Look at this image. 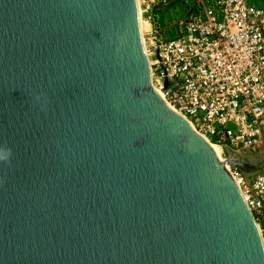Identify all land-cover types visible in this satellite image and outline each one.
Returning <instances> with one entry per match:
<instances>
[{"label":"water","instance_id":"water-1","mask_svg":"<svg viewBox=\"0 0 264 264\" xmlns=\"http://www.w3.org/2000/svg\"><path fill=\"white\" fill-rule=\"evenodd\" d=\"M0 264H264L233 175L151 84L136 0H0Z\"/></svg>","mask_w":264,"mask_h":264},{"label":"built area","instance_id":"built-area-1","mask_svg":"<svg viewBox=\"0 0 264 264\" xmlns=\"http://www.w3.org/2000/svg\"><path fill=\"white\" fill-rule=\"evenodd\" d=\"M168 3L136 0L153 88L209 143L264 146V3L194 0L172 36L158 14ZM227 168L264 240V174Z\"/></svg>","mask_w":264,"mask_h":264},{"label":"rangeland","instance_id":"rangeland-1","mask_svg":"<svg viewBox=\"0 0 264 264\" xmlns=\"http://www.w3.org/2000/svg\"><path fill=\"white\" fill-rule=\"evenodd\" d=\"M261 3H264V0H258ZM194 3V0H169L168 5H166L165 7H163L162 9H160L158 11L159 14V19L160 22L162 23V25L165 28H169L171 31L168 33L169 36H172L175 34L176 29L173 26V23L175 21H177L180 18H183L187 12L189 11L190 7H192ZM143 22V29L146 26V24ZM224 153L226 154V156L228 154L229 151H227L226 149H223ZM243 151H246L248 154H253L252 157H250L249 160H258L257 162L261 163V167L264 166L262 164H264V146H260L254 149H241L239 151H235L236 153H243ZM228 162V161H227ZM253 162V161H251ZM250 162V163H251ZM230 164V163H227ZM245 164V163H244ZM235 166V165H234ZM235 167H237L240 171L242 169L243 172H246L248 175H254L257 173L260 174H264V167H262V169L256 170L254 172L251 171H245L246 169L241 168L239 165H236ZM245 168V167H244Z\"/></svg>","mask_w":264,"mask_h":264},{"label":"bare ground","instance_id":"bare-ground-1","mask_svg":"<svg viewBox=\"0 0 264 264\" xmlns=\"http://www.w3.org/2000/svg\"><path fill=\"white\" fill-rule=\"evenodd\" d=\"M143 22L141 20L140 22V29L143 30ZM142 37V34H141ZM143 39V37H142ZM144 43V41H143ZM211 147L215 151L217 157L219 160L227 167V161H237L240 163L245 169L254 172L256 169H258L259 166H261V163L257 162L258 160H249L250 157L253 156V154H248L246 151H243V153H236L235 151L229 150L228 154L229 156L224 153L223 148L219 147L215 143L210 142ZM253 161V162H251ZM251 162V163H250ZM245 163V164H244ZM251 165V166H250Z\"/></svg>","mask_w":264,"mask_h":264}]
</instances>
